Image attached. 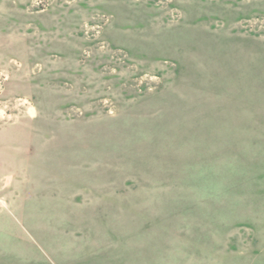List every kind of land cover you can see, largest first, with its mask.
Returning <instances> with one entry per match:
<instances>
[{
	"label": "rangeland",
	"instance_id": "rangeland-1",
	"mask_svg": "<svg viewBox=\"0 0 264 264\" xmlns=\"http://www.w3.org/2000/svg\"><path fill=\"white\" fill-rule=\"evenodd\" d=\"M0 264H264V0H0Z\"/></svg>",
	"mask_w": 264,
	"mask_h": 264
}]
</instances>
